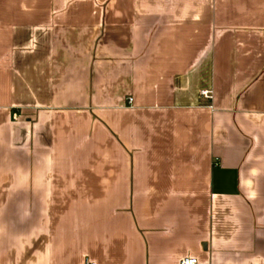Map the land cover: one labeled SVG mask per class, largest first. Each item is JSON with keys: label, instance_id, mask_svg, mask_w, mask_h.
I'll list each match as a JSON object with an SVG mask.
<instances>
[{"label": "crops", "instance_id": "obj_1", "mask_svg": "<svg viewBox=\"0 0 264 264\" xmlns=\"http://www.w3.org/2000/svg\"><path fill=\"white\" fill-rule=\"evenodd\" d=\"M186 257L264 264V0H0V264Z\"/></svg>", "mask_w": 264, "mask_h": 264}, {"label": "built area", "instance_id": "obj_2", "mask_svg": "<svg viewBox=\"0 0 264 264\" xmlns=\"http://www.w3.org/2000/svg\"><path fill=\"white\" fill-rule=\"evenodd\" d=\"M201 95L205 98H208L209 94L206 91L201 92ZM132 101V100H129ZM86 264H93V263H86ZM179 264H202L200 263L197 259L191 258V257H186L183 258Z\"/></svg>", "mask_w": 264, "mask_h": 264}]
</instances>
